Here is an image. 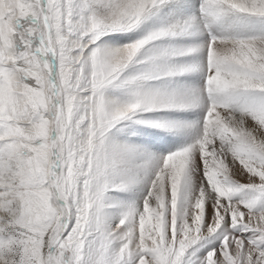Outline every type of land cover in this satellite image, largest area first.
<instances>
[{
	"label": "snow or ice",
	"instance_id": "snow-or-ice-1",
	"mask_svg": "<svg viewBox=\"0 0 264 264\" xmlns=\"http://www.w3.org/2000/svg\"><path fill=\"white\" fill-rule=\"evenodd\" d=\"M0 264H264V0H0Z\"/></svg>",
	"mask_w": 264,
	"mask_h": 264
}]
</instances>
